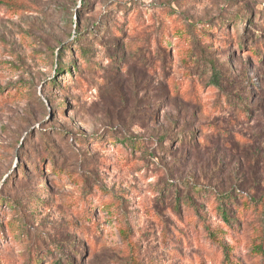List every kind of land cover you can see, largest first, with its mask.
Instances as JSON below:
<instances>
[{"label":"rangeland","instance_id":"rangeland-1","mask_svg":"<svg viewBox=\"0 0 264 264\" xmlns=\"http://www.w3.org/2000/svg\"><path fill=\"white\" fill-rule=\"evenodd\" d=\"M0 264H264V0H0Z\"/></svg>","mask_w":264,"mask_h":264},{"label":"trees","instance_id":"trees-1","mask_svg":"<svg viewBox=\"0 0 264 264\" xmlns=\"http://www.w3.org/2000/svg\"><path fill=\"white\" fill-rule=\"evenodd\" d=\"M80 37H83V34L80 33V31H77L76 38L79 39ZM210 81L217 88H219L221 86V83H222V76H221L220 72L214 67V65H213V72H212V75L210 77Z\"/></svg>","mask_w":264,"mask_h":264}]
</instances>
